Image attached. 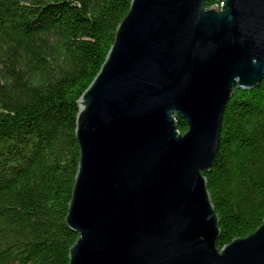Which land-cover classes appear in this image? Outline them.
Segmentation results:
<instances>
[{
	"label": "water",
	"instance_id": "1",
	"mask_svg": "<svg viewBox=\"0 0 264 264\" xmlns=\"http://www.w3.org/2000/svg\"><path fill=\"white\" fill-rule=\"evenodd\" d=\"M217 2L131 1L78 100L70 264H264V220L217 249L203 174L234 89L264 79V0Z\"/></svg>",
	"mask_w": 264,
	"mask_h": 264
},
{
	"label": "trees",
	"instance_id": "2",
	"mask_svg": "<svg viewBox=\"0 0 264 264\" xmlns=\"http://www.w3.org/2000/svg\"><path fill=\"white\" fill-rule=\"evenodd\" d=\"M131 1L0 0V264H70L79 236L67 222L80 159L78 100ZM177 128L188 125L182 119ZM203 174L221 251L264 220V79L234 89L219 155Z\"/></svg>",
	"mask_w": 264,
	"mask_h": 264
}]
</instances>
